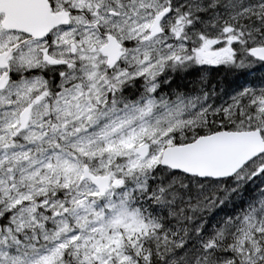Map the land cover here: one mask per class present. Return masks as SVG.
<instances>
[{"label": "snow or ice", "instance_id": "snow-or-ice-1", "mask_svg": "<svg viewBox=\"0 0 264 264\" xmlns=\"http://www.w3.org/2000/svg\"><path fill=\"white\" fill-rule=\"evenodd\" d=\"M0 264H264V0H0Z\"/></svg>", "mask_w": 264, "mask_h": 264}]
</instances>
